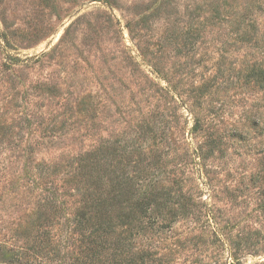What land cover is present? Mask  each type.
Wrapping results in <instances>:
<instances>
[{"label":"rangeland","instance_id":"rangeland-1","mask_svg":"<svg viewBox=\"0 0 264 264\" xmlns=\"http://www.w3.org/2000/svg\"><path fill=\"white\" fill-rule=\"evenodd\" d=\"M0 264H264V0H0Z\"/></svg>","mask_w":264,"mask_h":264}]
</instances>
